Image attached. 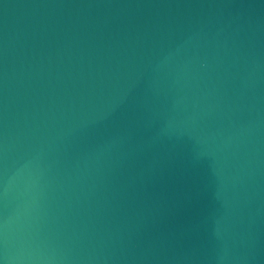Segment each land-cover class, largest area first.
Here are the masks:
<instances>
[{"label": "water", "instance_id": "water-1", "mask_svg": "<svg viewBox=\"0 0 264 264\" xmlns=\"http://www.w3.org/2000/svg\"><path fill=\"white\" fill-rule=\"evenodd\" d=\"M0 264H264V0H0Z\"/></svg>", "mask_w": 264, "mask_h": 264}]
</instances>
